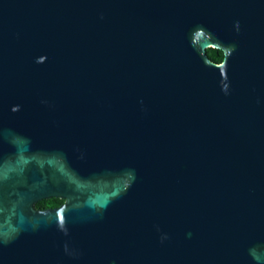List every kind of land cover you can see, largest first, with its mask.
Returning <instances> with one entry per match:
<instances>
[{
	"label": "water",
	"instance_id": "water-1",
	"mask_svg": "<svg viewBox=\"0 0 264 264\" xmlns=\"http://www.w3.org/2000/svg\"><path fill=\"white\" fill-rule=\"evenodd\" d=\"M0 264H264V0H0Z\"/></svg>",
	"mask_w": 264,
	"mask_h": 264
},
{
	"label": "trees",
	"instance_id": "trees-1",
	"mask_svg": "<svg viewBox=\"0 0 264 264\" xmlns=\"http://www.w3.org/2000/svg\"><path fill=\"white\" fill-rule=\"evenodd\" d=\"M207 53H208L209 58L215 63H221L224 59V56L219 55L217 52V49L215 48H209ZM62 203H63V200L58 199V198H52V199L43 200L37 203L36 207L42 209V208L51 207V206H58Z\"/></svg>",
	"mask_w": 264,
	"mask_h": 264
},
{
	"label": "flooded vegetation",
	"instance_id": "flooded-vegetation-1",
	"mask_svg": "<svg viewBox=\"0 0 264 264\" xmlns=\"http://www.w3.org/2000/svg\"><path fill=\"white\" fill-rule=\"evenodd\" d=\"M215 49H217V52H218L219 55L224 56V52H223L221 49H218V48H215ZM58 199H59V198H58ZM46 200H47V199H46ZM61 200H63V199H61ZM64 202H65V200H63V203L60 204V205H58V206H51V207H46V208H42V209L37 208L36 206H35V207H36L37 209H40V210L54 209V208H58V207H60L61 205H63ZM38 203H39V202H38Z\"/></svg>",
	"mask_w": 264,
	"mask_h": 264
}]
</instances>
